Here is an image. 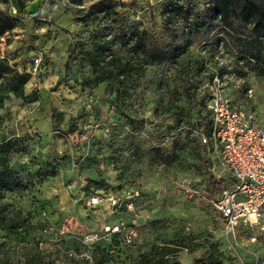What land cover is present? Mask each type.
Wrapping results in <instances>:
<instances>
[{
	"label": "rangeland",
	"instance_id": "374dc122",
	"mask_svg": "<svg viewBox=\"0 0 264 264\" xmlns=\"http://www.w3.org/2000/svg\"><path fill=\"white\" fill-rule=\"evenodd\" d=\"M11 1L0 2V13L14 25L0 35V61L29 80L22 97L10 92L2 103L0 144L14 145L8 165L31 175L32 182L1 200L16 232L0 229V264H151L160 256L149 254L153 248L171 249L167 258L182 264L208 254L217 264H264V230L241 226L232 231L212 208L218 194L207 179L209 170L217 172V163L211 152L196 148L191 140L196 133L190 132L192 142L172 166L133 163V142L147 146L153 132L147 123L133 129L124 118L152 123L164 117L171 127L164 140L169 147L188 128L168 119L167 109L183 106L199 127L207 123L211 80L217 75L222 93L249 109L264 128V62L236 64L220 42L216 51L193 49L181 63L192 65L187 74L150 67L128 100L117 105L106 84L81 87L83 71L76 61L65 67L69 45L86 44L93 30L77 23L74 13L97 0L81 5L31 0L21 14ZM118 1H136L134 13L141 18L138 7L157 0ZM5 86L0 81V91ZM185 89L189 100L181 93ZM202 159L208 162L205 168ZM100 181L101 187L95 184ZM226 186L220 181L221 190ZM91 197H97L96 204L89 203ZM112 225L119 232L105 229Z\"/></svg>",
	"mask_w": 264,
	"mask_h": 264
},
{
	"label": "trees",
	"instance_id": "16d2710c",
	"mask_svg": "<svg viewBox=\"0 0 264 264\" xmlns=\"http://www.w3.org/2000/svg\"><path fill=\"white\" fill-rule=\"evenodd\" d=\"M26 1L31 0L11 1L17 14L24 12ZM69 1L76 5L82 3V0ZM136 6V1L97 0L76 11V22L84 26L92 25L93 30L86 44L72 42L67 49L65 67L76 61L79 70L83 71L81 87L94 89L106 84L115 93L117 105L128 100L129 92L138 85L150 67L163 70L180 68L183 74H187L192 65L181 63L193 49L216 51L217 43L220 42L223 52L231 54L236 64L238 61L244 62L243 66L264 62V0H157L153 5L138 7L142 12L141 18L135 16ZM13 27L12 19L0 13V35L11 31ZM206 64L205 61L201 62V67L204 69ZM241 66L236 65L235 71L240 72ZM28 80V74L12 73L8 64L0 61V81L6 83L0 91V108L8 93L22 97V89ZM181 93L189 100L188 90ZM169 109L174 112L168 114ZM167 112L168 119L188 128L184 137L179 133L169 147L164 144V140L171 127L162 120L164 117L151 123L146 120L135 121L124 115L131 128L137 129L135 124L139 122L147 123L154 134L150 135V144L147 146L133 142L131 162L147 160L151 165L172 166L192 141L201 153L208 150L199 139L200 130L209 133L208 121L199 127L192 122L183 106L171 105ZM71 129L72 126H69L66 132ZM190 132L196 133L192 141L189 139ZM13 151V144H0V229L9 233H15L16 228L6 221L1 200L6 194L24 192L32 182L31 175L8 165L7 160ZM201 162L204 168L208 164L204 159ZM207 181V186L217 195L221 191L220 181L223 179H215L209 173ZM95 184L99 187L103 185L101 181ZM168 253H171V249L153 248L149 254L152 257L157 254L160 256L151 264H182L168 259ZM217 263V258L208 254L194 258L188 264Z\"/></svg>",
	"mask_w": 264,
	"mask_h": 264
},
{
	"label": "built area",
	"instance_id": "2783aa9c",
	"mask_svg": "<svg viewBox=\"0 0 264 264\" xmlns=\"http://www.w3.org/2000/svg\"><path fill=\"white\" fill-rule=\"evenodd\" d=\"M208 104L209 133H199L201 144L215 156L217 166L210 173L227 185L211 200L226 227L259 226L264 230V128L249 109L238 107L222 93L220 78L211 82ZM251 96L252 91H248ZM91 197L89 203H97ZM111 234L118 225L107 226Z\"/></svg>",
	"mask_w": 264,
	"mask_h": 264
}]
</instances>
